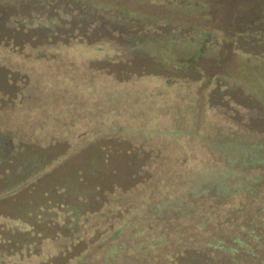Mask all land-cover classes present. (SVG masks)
Here are the masks:
<instances>
[{
	"label": "trees",
	"instance_id": "obj_1",
	"mask_svg": "<svg viewBox=\"0 0 264 264\" xmlns=\"http://www.w3.org/2000/svg\"><path fill=\"white\" fill-rule=\"evenodd\" d=\"M206 10L0 0V264H264V33L201 91Z\"/></svg>",
	"mask_w": 264,
	"mask_h": 264
},
{
	"label": "rangeland",
	"instance_id": "obj_2",
	"mask_svg": "<svg viewBox=\"0 0 264 264\" xmlns=\"http://www.w3.org/2000/svg\"><path fill=\"white\" fill-rule=\"evenodd\" d=\"M193 1L204 4L208 10L206 16L190 17L192 22L219 34V39L213 43L216 48L211 49L215 50V55L188 60L204 75L205 83L201 91L209 88L216 77L219 80L230 77L241 81L246 67L245 60L234 51L235 37L264 33V0Z\"/></svg>",
	"mask_w": 264,
	"mask_h": 264
}]
</instances>
